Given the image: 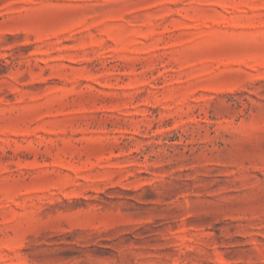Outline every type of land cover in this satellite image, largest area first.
I'll list each match as a JSON object with an SVG mask.
<instances>
[{
	"label": "rangeland",
	"instance_id": "obj_1",
	"mask_svg": "<svg viewBox=\"0 0 264 264\" xmlns=\"http://www.w3.org/2000/svg\"><path fill=\"white\" fill-rule=\"evenodd\" d=\"M0 264H264V0H0Z\"/></svg>",
	"mask_w": 264,
	"mask_h": 264
}]
</instances>
